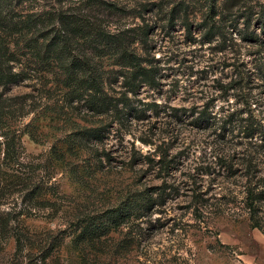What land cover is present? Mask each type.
Wrapping results in <instances>:
<instances>
[{"label":"rangeland","instance_id":"rangeland-1","mask_svg":"<svg viewBox=\"0 0 264 264\" xmlns=\"http://www.w3.org/2000/svg\"><path fill=\"white\" fill-rule=\"evenodd\" d=\"M101 1L119 7L94 13L106 27L148 30L136 46L158 84L129 95L141 119L13 86L30 97L9 121L22 183L0 196V264H264V0H189L173 21L161 0ZM116 207L125 223L100 249L75 245L82 218Z\"/></svg>","mask_w":264,"mask_h":264},{"label":"trees","instance_id":"trees-1","mask_svg":"<svg viewBox=\"0 0 264 264\" xmlns=\"http://www.w3.org/2000/svg\"><path fill=\"white\" fill-rule=\"evenodd\" d=\"M37 1L0 0L1 197L10 187L22 183L7 178L18 177L21 172L18 141L9 138L15 132L9 121L16 112H22L30 94H11L13 86L27 79L42 80L43 86L51 83L49 89L57 90L62 106L77 101L98 116L114 110L141 119L143 109L132 105L129 95L145 85L158 84L156 65L136 46L139 37L148 36V30L136 32L131 26L109 28L95 16L102 7L119 10L116 3L91 0L86 11H80L62 0L58 6L48 7H36ZM209 1L213 3L210 9L214 8L216 0ZM160 2L152 9L164 11L169 21L188 16L191 7L189 0ZM217 14L214 11L213 19ZM115 84H119L120 90H115ZM65 154L62 152L56 158L64 159ZM4 167L15 169L14 173ZM37 191L38 187L32 193ZM119 210V207L109 209L106 222L100 221L97 214L82 218L75 228V245L82 248L86 243L100 249L98 243L103 236L125 223Z\"/></svg>","mask_w":264,"mask_h":264}]
</instances>
